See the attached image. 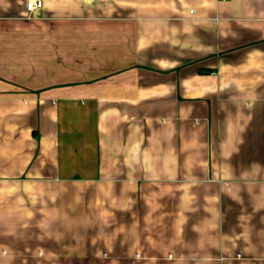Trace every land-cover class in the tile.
I'll list each match as a JSON object with an SVG mask.
<instances>
[{
    "label": "crops",
    "instance_id": "obj_1",
    "mask_svg": "<svg viewBox=\"0 0 264 264\" xmlns=\"http://www.w3.org/2000/svg\"><path fill=\"white\" fill-rule=\"evenodd\" d=\"M0 264H264V0H0Z\"/></svg>",
    "mask_w": 264,
    "mask_h": 264
},
{
    "label": "built area",
    "instance_id": "obj_2",
    "mask_svg": "<svg viewBox=\"0 0 264 264\" xmlns=\"http://www.w3.org/2000/svg\"><path fill=\"white\" fill-rule=\"evenodd\" d=\"M222 1H226V0H222ZM42 8H43L42 1H31L26 5V11L29 16L40 11Z\"/></svg>",
    "mask_w": 264,
    "mask_h": 264
}]
</instances>
